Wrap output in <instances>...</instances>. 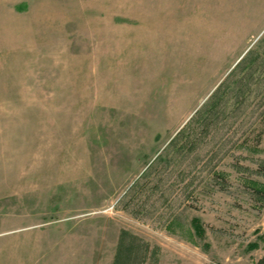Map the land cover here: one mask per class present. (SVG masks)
<instances>
[{
  "label": "rangeland",
  "instance_id": "374dc122",
  "mask_svg": "<svg viewBox=\"0 0 264 264\" xmlns=\"http://www.w3.org/2000/svg\"><path fill=\"white\" fill-rule=\"evenodd\" d=\"M260 165L264 0H0V264H255Z\"/></svg>",
  "mask_w": 264,
  "mask_h": 264
},
{
  "label": "trees",
  "instance_id": "16d2710c",
  "mask_svg": "<svg viewBox=\"0 0 264 264\" xmlns=\"http://www.w3.org/2000/svg\"><path fill=\"white\" fill-rule=\"evenodd\" d=\"M259 169H261V170L263 169V171H264V166H263V165H260V166H259ZM254 191L259 192L258 189H255ZM193 221H194L193 226H194V228L197 230V228H199V226H198L199 221H198L197 218H194ZM255 264H264V255L261 256V257H259V258L256 260Z\"/></svg>",
  "mask_w": 264,
  "mask_h": 264
}]
</instances>
